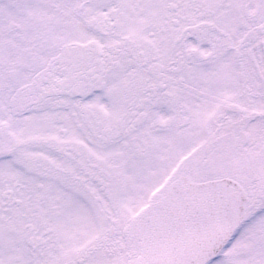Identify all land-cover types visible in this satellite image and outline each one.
<instances>
[{
    "label": "snow or ice",
    "instance_id": "obj_1",
    "mask_svg": "<svg viewBox=\"0 0 264 264\" xmlns=\"http://www.w3.org/2000/svg\"><path fill=\"white\" fill-rule=\"evenodd\" d=\"M0 264H264V0H0Z\"/></svg>",
    "mask_w": 264,
    "mask_h": 264
}]
</instances>
